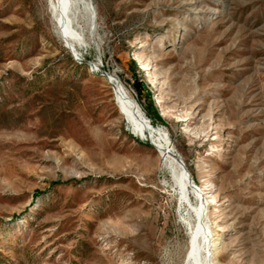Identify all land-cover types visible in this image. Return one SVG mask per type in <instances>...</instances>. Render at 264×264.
<instances>
[{
	"label": "rangeland",
	"instance_id": "374dc122",
	"mask_svg": "<svg viewBox=\"0 0 264 264\" xmlns=\"http://www.w3.org/2000/svg\"><path fill=\"white\" fill-rule=\"evenodd\" d=\"M184 1L85 0L96 26L80 19L77 45L52 0H0V264L185 263L196 224L166 143L208 202L223 201L208 218L220 263L264 264V0H214L217 17L179 42ZM122 85L147 133L120 112ZM191 97L222 125L186 129Z\"/></svg>",
	"mask_w": 264,
	"mask_h": 264
},
{
	"label": "bare ground",
	"instance_id": "6f19581e",
	"mask_svg": "<svg viewBox=\"0 0 264 264\" xmlns=\"http://www.w3.org/2000/svg\"><path fill=\"white\" fill-rule=\"evenodd\" d=\"M216 3H218V1L214 0H185L183 2L184 7L181 16L176 21V32L179 36V42L184 40V38L192 32L191 30L193 27L199 29L202 25L217 17L220 11L218 9L219 6L216 7L214 5ZM51 4L63 33L77 45L80 44L84 36H82L80 26H83L85 23L79 25L80 19H84L92 28L96 26L94 25L95 17L91 12L92 10L90 11L88 8L85 0H52ZM86 12L88 16H86ZM163 41L164 36H159L158 42L162 44ZM157 57L158 54L155 53L154 50H147L146 44H140L138 46L137 58L142 63V68L151 75L155 85H166V82L162 80L164 75L163 71L158 67ZM117 99L120 112L125 115L127 120L132 124L131 126L139 133H147L148 126H146L145 112L131 91L122 85L117 90ZM159 100L161 103L164 102L162 96L159 97ZM185 106H187L186 108L188 110L182 115L184 117L182 121L185 122L186 129L190 128V119H194L196 123H203L208 118L210 119V125L213 129H217L218 126L222 125L218 116L219 108L214 103H209L207 107H205L206 102L204 99L191 97ZM185 106H182V109H184ZM160 132L162 135H165L163 130ZM143 138L150 139L154 142V139L151 138L149 134ZM229 140V138L223 139L224 142L221 143V149L227 147ZM171 148L172 147L167 143L162 144V150L169 158L174 185L179 189L181 202L187 207V216L189 218H186L189 219L190 222H195L196 224L195 231L193 229L194 232L192 236H190L189 250L186 255L185 263L183 264H221L218 258V248L222 243L223 231L217 222H215L214 225H210L211 223L208 221V218L209 208L213 207L217 210H221L224 205L223 201L217 199L219 194L216 193L213 195V200L215 202H208L207 198L212 196L209 195L210 191L206 192L191 180ZM216 192H218V189ZM192 196L195 197L197 202L193 201Z\"/></svg>",
	"mask_w": 264,
	"mask_h": 264
},
{
	"label": "built area",
	"instance_id": "2783aa9c",
	"mask_svg": "<svg viewBox=\"0 0 264 264\" xmlns=\"http://www.w3.org/2000/svg\"><path fill=\"white\" fill-rule=\"evenodd\" d=\"M114 80V83H117L116 79H113Z\"/></svg>",
	"mask_w": 264,
	"mask_h": 264
}]
</instances>
